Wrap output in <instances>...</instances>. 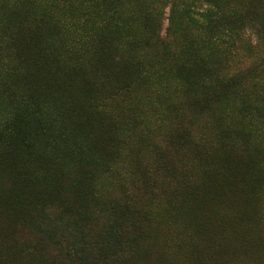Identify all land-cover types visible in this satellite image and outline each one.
<instances>
[{
    "label": "trees",
    "instance_id": "16d2710c",
    "mask_svg": "<svg viewBox=\"0 0 264 264\" xmlns=\"http://www.w3.org/2000/svg\"><path fill=\"white\" fill-rule=\"evenodd\" d=\"M0 264H264V0H0Z\"/></svg>",
    "mask_w": 264,
    "mask_h": 264
},
{
    "label": "rangeland",
    "instance_id": "374dc122",
    "mask_svg": "<svg viewBox=\"0 0 264 264\" xmlns=\"http://www.w3.org/2000/svg\"><path fill=\"white\" fill-rule=\"evenodd\" d=\"M168 13H169V9L168 8H166L165 9V18L168 16ZM167 25V21L165 20L164 21V27Z\"/></svg>",
    "mask_w": 264,
    "mask_h": 264
}]
</instances>
